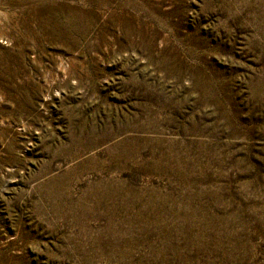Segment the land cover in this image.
<instances>
[{"label": "rangeland", "instance_id": "1", "mask_svg": "<svg viewBox=\"0 0 264 264\" xmlns=\"http://www.w3.org/2000/svg\"><path fill=\"white\" fill-rule=\"evenodd\" d=\"M0 264H264V0H0Z\"/></svg>", "mask_w": 264, "mask_h": 264}]
</instances>
